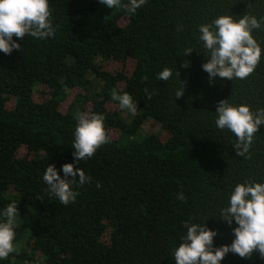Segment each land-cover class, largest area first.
Listing matches in <instances>:
<instances>
[{"label":"trees","instance_id":"trees-1","mask_svg":"<svg viewBox=\"0 0 264 264\" xmlns=\"http://www.w3.org/2000/svg\"><path fill=\"white\" fill-rule=\"evenodd\" d=\"M49 6L53 37L14 36L21 48L0 53V210L15 201L19 215L15 251L0 264H175L173 247L190 222L218 230L215 246L230 244L236 225L218 220L219 209L236 183L264 181V125L238 156L236 138L216 128L214 112L227 98L264 108V27L253 33L262 46L258 65L232 81H210L202 70L197 28L221 14L264 16V0H145L131 15L99 0ZM164 67L178 78L157 80ZM113 92L137 102L130 123ZM80 112L104 115L109 142L75 164ZM147 119L161 134H140ZM65 163L91 177L83 185L77 178L68 205L42 180L48 164L59 171ZM221 264H264V257L229 252Z\"/></svg>","mask_w":264,"mask_h":264},{"label":"clouds","instance_id":"clouds-1","mask_svg":"<svg viewBox=\"0 0 264 264\" xmlns=\"http://www.w3.org/2000/svg\"><path fill=\"white\" fill-rule=\"evenodd\" d=\"M104 7L120 8L128 14L135 12L145 4V0H99ZM264 27V16L246 12L243 16L221 14L210 23L198 25V41L206 62L201 65L209 80L217 77L245 79L258 65L262 56L261 41L254 35V30ZM46 39L55 35L51 19L49 0H0V53L11 54L21 48L25 36ZM18 38L14 39L13 37ZM194 49L185 48L186 57ZM187 67V62L184 63ZM179 73L169 67L158 72L156 79L168 81ZM180 81V80H179ZM182 82V81H181ZM182 83L175 90V98L183 95ZM145 92L151 98V93ZM112 99L118 101L121 110L137 112V102L128 92H113ZM215 126L219 130H228L235 139L233 144L238 156L248 153L254 134L264 125V108L251 110L247 103L235 104L229 99L218 102L214 112ZM77 123L73 133L72 155L75 164L95 154L97 149L109 142L104 126L105 117L101 113L80 112L76 115ZM62 171L63 177L59 174ZM57 170L54 164H48L42 176L46 190L62 205L75 201L78 193L73 185H83L91 177L87 176L74 163H65ZM71 177V179H69ZM183 200V194L178 195ZM17 203L10 202L0 210V259L15 251ZM231 227L233 239L230 244L214 245L218 230L211 229L206 222H190L186 232L174 246L172 256L175 264H221L229 252L240 257H249L258 252L264 257V181L245 180L236 183L228 195L227 204L219 209V219Z\"/></svg>","mask_w":264,"mask_h":264},{"label":"rangeland","instance_id":"rangeland-1","mask_svg":"<svg viewBox=\"0 0 264 264\" xmlns=\"http://www.w3.org/2000/svg\"><path fill=\"white\" fill-rule=\"evenodd\" d=\"M95 84H98L99 81L96 79H93ZM74 92L70 91L67 101L64 104L65 107H67L68 103L70 102V100H72V98L74 97ZM122 118L128 123H130L132 117L135 115V113H129V112H121ZM149 133H154V134H161V127L159 126V124L154 121L153 119H147L144 124L141 127V135H146Z\"/></svg>","mask_w":264,"mask_h":264}]
</instances>
